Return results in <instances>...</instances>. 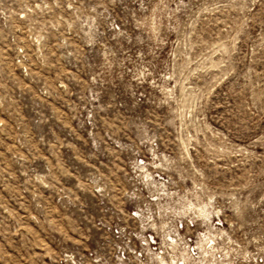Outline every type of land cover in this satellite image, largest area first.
<instances>
[{
  "label": "rangeland",
  "instance_id": "1",
  "mask_svg": "<svg viewBox=\"0 0 264 264\" xmlns=\"http://www.w3.org/2000/svg\"><path fill=\"white\" fill-rule=\"evenodd\" d=\"M178 261L264 264V0H0V264Z\"/></svg>",
  "mask_w": 264,
  "mask_h": 264
},
{
  "label": "built area",
  "instance_id": "2",
  "mask_svg": "<svg viewBox=\"0 0 264 264\" xmlns=\"http://www.w3.org/2000/svg\"><path fill=\"white\" fill-rule=\"evenodd\" d=\"M196 236H197V243L196 242H194V244L189 243L191 241L190 239H188V241L186 243L189 246L187 249L189 251L188 254H189V256H191V259L199 258V256L201 255V249L200 248L202 246H201L200 238L203 239L204 235H203V233L200 232ZM147 239H148L149 244H153V245L156 244L153 235L148 234ZM210 244H211V240H208L207 243L204 244V246L207 248L208 246H210ZM175 264H185V263L183 261H178Z\"/></svg>",
  "mask_w": 264,
  "mask_h": 264
}]
</instances>
